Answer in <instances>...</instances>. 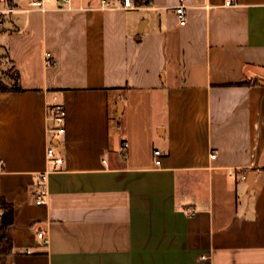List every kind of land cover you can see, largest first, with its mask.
<instances>
[{
    "label": "crops",
    "instance_id": "obj_1",
    "mask_svg": "<svg viewBox=\"0 0 264 264\" xmlns=\"http://www.w3.org/2000/svg\"><path fill=\"white\" fill-rule=\"evenodd\" d=\"M28 1L0 15V264H264V0Z\"/></svg>",
    "mask_w": 264,
    "mask_h": 264
},
{
    "label": "built area",
    "instance_id": "obj_2",
    "mask_svg": "<svg viewBox=\"0 0 264 264\" xmlns=\"http://www.w3.org/2000/svg\"><path fill=\"white\" fill-rule=\"evenodd\" d=\"M99 1L101 7L116 6L122 9H133L137 6L134 0H116L115 5L109 0H99ZM234 2L235 0H226L224 2V5L231 6L232 4H234ZM0 3H2V7H0V15L11 13L17 9L16 7L10 5L8 0H0ZM71 3L72 0H29L27 2L26 10L45 12L50 8L51 5H54V7L56 8H70ZM174 13L178 18L179 25H184L185 11L181 3L174 8ZM46 56L49 58V54H47ZM46 63L50 64L49 59L46 60ZM65 120H66V109L63 103H61L58 100V98L54 95L52 96L50 102H48V121L50 122L49 131L51 132V137L48 147L46 148V158L55 166L62 164L63 159L61 156L57 155V151H56L57 149L55 145L52 144L51 141L53 139H58L59 137L64 135ZM126 147H127L126 142H123L119 148V151L121 153H125ZM152 155L154 157L155 165H159L160 160L158 159V157L162 155V151L160 149H154L152 151ZM211 157L214 158L215 154L212 153ZM39 178L41 181H43L45 178L44 174H41ZM35 195H36L35 203L42 204L44 202L43 200L44 190L39 189L37 192H35ZM36 235L37 238L42 240L43 244H47L48 239L45 236L44 231H38ZM26 252L30 253V251L28 250Z\"/></svg>",
    "mask_w": 264,
    "mask_h": 264
},
{
    "label": "trees",
    "instance_id": "obj_3",
    "mask_svg": "<svg viewBox=\"0 0 264 264\" xmlns=\"http://www.w3.org/2000/svg\"><path fill=\"white\" fill-rule=\"evenodd\" d=\"M136 5H149L152 0H134ZM11 4V0H9ZM12 83L10 85L0 82V93L10 91L22 90L17 84V73H12ZM0 219H1V235H0V257L2 255H10L12 253V241L7 232L8 226L13 222V207L10 203H7L4 198L0 197Z\"/></svg>",
    "mask_w": 264,
    "mask_h": 264
},
{
    "label": "rangeland",
    "instance_id": "obj_4",
    "mask_svg": "<svg viewBox=\"0 0 264 264\" xmlns=\"http://www.w3.org/2000/svg\"><path fill=\"white\" fill-rule=\"evenodd\" d=\"M6 62V59H5V56L4 55H1L0 56V82L4 83V84H7V85H10L12 83V79H11V76L13 75L12 72H10V70H7L6 68L5 69H2L1 67H4L2 66V62ZM4 62V63H5ZM6 66V65H5ZM7 67V66H6Z\"/></svg>",
    "mask_w": 264,
    "mask_h": 264
},
{
    "label": "water",
    "instance_id": "obj_5",
    "mask_svg": "<svg viewBox=\"0 0 264 264\" xmlns=\"http://www.w3.org/2000/svg\"><path fill=\"white\" fill-rule=\"evenodd\" d=\"M8 260V259H7Z\"/></svg>",
    "mask_w": 264,
    "mask_h": 264
}]
</instances>
